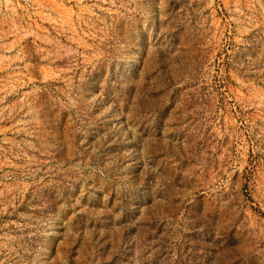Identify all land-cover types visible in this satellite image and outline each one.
I'll list each match as a JSON object with an SVG mask.
<instances>
[{
	"label": "rangeland",
	"instance_id": "rangeland-1",
	"mask_svg": "<svg viewBox=\"0 0 264 264\" xmlns=\"http://www.w3.org/2000/svg\"><path fill=\"white\" fill-rule=\"evenodd\" d=\"M0 264H264V0H0Z\"/></svg>",
	"mask_w": 264,
	"mask_h": 264
}]
</instances>
